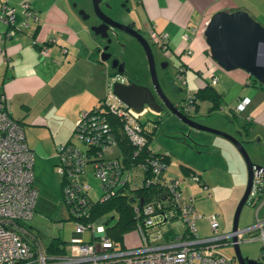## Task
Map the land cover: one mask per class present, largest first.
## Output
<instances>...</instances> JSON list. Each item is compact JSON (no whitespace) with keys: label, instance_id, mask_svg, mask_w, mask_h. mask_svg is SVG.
<instances>
[{"label":"built area","instance_id":"2783aa9c","mask_svg":"<svg viewBox=\"0 0 264 264\" xmlns=\"http://www.w3.org/2000/svg\"><path fill=\"white\" fill-rule=\"evenodd\" d=\"M21 16L22 27H27L28 21L38 20L37 13L25 3L21 5ZM14 21L13 8L7 0H1L0 23L6 27L5 39L19 33ZM145 31L148 40L168 56L166 35L150 27ZM183 39L186 40V36ZM48 43L55 41L50 39ZM39 53L47 55L45 48ZM181 72V68L177 69L175 78L184 85ZM215 82V78L210 79L211 84ZM246 104L245 99L240 100L235 112H241ZM103 106L104 110L81 112L75 120L70 141L55 148L54 170L63 181L62 202L74 222V237L66 246L65 255H48L36 240L30 245L23 238L24 223L32 219L37 198L33 187V156L27 150L21 127L9 117L5 99L0 96V264H231L219 253V247L239 245L245 234L248 235L245 241L264 246V215L257 218V213L264 209V170L253 171L246 200L247 205L256 206L254 225L218 235L216 215H211L207 218L211 235L200 238L194 223L201 215L194 211L192 197L181 196V181L164 177L166 163L162 157L153 156L150 149L143 163L126 167L119 160L116 123L112 125L109 116L119 121V133L133 147V156L140 155L146 145V135L154 125L150 124L149 128L141 125L139 115L111 94L107 95ZM193 110V97L189 94L181 111L188 115ZM112 155L115 157L110 158ZM86 165L91 166L99 182L101 195L96 201L88 196L89 185L77 180L78 175L84 174ZM188 182L207 191L195 175H190ZM144 187H156L161 192L157 200L141 206L133 204V245L106 238L102 217L93 222L87 220L92 203L105 202L123 190ZM172 222L180 223L181 231L173 232ZM84 232L90 234L91 243L82 240Z\"/></svg>","mask_w":264,"mask_h":264},{"label":"crops","instance_id":"0c3cea01","mask_svg":"<svg viewBox=\"0 0 264 264\" xmlns=\"http://www.w3.org/2000/svg\"><path fill=\"white\" fill-rule=\"evenodd\" d=\"M37 1L7 0L14 10V26L19 33L5 39L6 27L0 23V96L6 101L9 117L23 127L25 142L34 161L37 158L42 164L53 167L56 163L53 150L69 141L73 124L81 112L106 100L112 74L107 63L99 61L97 50L102 48V42L93 33L88 34V27L75 19L65 0ZM23 3L38 15L37 22L28 21L27 27L20 25ZM125 3L133 5L135 12L139 10L141 20L137 22L134 17L133 20L140 30L150 27L166 35L168 51L179 62L177 69H182L185 87L186 72L190 70L194 74L189 76L190 94L205 85L214 89L211 78L216 79L215 83L222 81L214 90L227 107L229 121L233 123L241 115L237 130L246 138L242 142L250 148L264 144V88L241 70H223L228 74L224 77L228 78L227 86L223 85V77L219 80L208 73L210 69L221 68L209 57L202 37L206 23L219 11L246 10L264 27V0H127ZM130 11L133 10L130 8ZM50 39L55 43L48 44ZM41 48L46 49V56L39 53ZM260 62L264 63V55ZM243 99L247 101L246 106L241 112H235L236 105ZM67 102L71 103L69 107H66ZM171 103L179 106V103ZM199 103L202 102L197 103L195 114ZM206 103V115H209L210 104ZM146 112L158 115L144 108V115ZM156 129L155 126L150 128L149 133L153 135ZM165 157L167 166L169 157ZM259 167L264 168V163ZM189 171L201 180L200 175ZM84 173L87 177L86 168ZM60 185L61 192L62 183ZM130 237L135 241L134 235ZM64 251L67 253L66 249Z\"/></svg>","mask_w":264,"mask_h":264},{"label":"rangeland","instance_id":"374dc122","mask_svg":"<svg viewBox=\"0 0 264 264\" xmlns=\"http://www.w3.org/2000/svg\"><path fill=\"white\" fill-rule=\"evenodd\" d=\"M43 1L46 2V0ZM51 1L48 0V3ZM65 1L67 8L74 13L75 19L79 22L81 21L83 26L88 27L86 31L88 34H91L89 31V28L92 27L91 22H97L93 13L91 0ZM126 1L101 0L99 8L107 17H123L126 16L123 11V4ZM40 2V0L37 1V3ZM126 7L129 10L130 8L133 10L132 12H128L127 17H134L137 19V22L141 20L138 9L135 12V7L131 4L129 6L126 4ZM76 10L88 18L82 19ZM142 33L149 42L146 32L142 30ZM97 39L102 42V47L106 45L105 40L99 37ZM126 44L127 46H125ZM149 44L156 62L157 79L163 94L170 102L179 103V106L182 107L185 104L187 95L191 92L190 87L192 86V82L189 76H193L194 74L190 70L187 71L185 75L187 76L185 78L187 86L181 85L175 78V70L179 66V62L171 57L170 51L168 56H165L156 45ZM108 52L111 53V59L120 60L124 64L122 76H119L118 79L117 77H110L108 84L109 94H111V85L116 80L122 83L129 82L144 87L150 85L145 57L135 41L132 44L127 43L126 37L119 35L117 41L113 39L112 44L109 45ZM161 63L167 64L164 69L160 68ZM208 73H211L219 80L223 77V85L227 86L228 78L224 77H228V74L222 69H210ZM208 75L205 78L206 81ZM221 82L212 84L215 90L219 88ZM70 104L67 102L66 107H69ZM207 107L208 104L206 102L199 103L197 113L189 112L188 116L192 121L203 127L230 135L238 141L245 142L246 138L239 134L237 130L241 125V120L239 119L241 115H238L235 122L232 123L229 121L227 118L231 116L227 112V107L223 100L220 102L219 109L211 112L209 115H206ZM68 109H66V112ZM180 113L183 114L182 111ZM141 120L157 127L151 137L149 148L157 154L164 153L169 157V163L166 166L164 177L167 180L176 178L181 181V196L193 197L194 211L198 215H201V218L194 223L197 235L200 238L211 235L207 220L211 215L217 216V234H229L231 232L233 214L243 194L246 182L245 165L236 149L219 136L189 128L171 115L166 109H163L158 115H152L146 112ZM248 138L253 139L251 136H248ZM260 144L259 147L253 145L252 148L246 145V143L242 144L252 164L257 166H260L262 162L264 163V144ZM54 152L53 150V155ZM114 157L115 155L110 156V158ZM179 166L187 167L200 175L201 180H199L201 183H205L207 191L203 192L197 184H189L188 176H183ZM91 171V166L86 165L87 177L84 173L78 175L77 180L89 185L88 196L92 201H96L101 195V190L98 180ZM33 184V187L37 190V198L32 219L24 223L26 230L24 239L29 244L36 240L44 250L47 249L50 241L55 238L68 245L70 239L74 237V222L69 218L62 202L60 192L61 178L55 173L54 166L42 164L35 158L33 165ZM255 213L256 206L251 207L245 204L239 215L237 229L242 230L252 227L256 221ZM263 215L264 209L257 213V218L261 219ZM102 218L104 222L112 226L117 215L115 212L110 211L104 214ZM171 227L173 232L181 231L182 229V225L178 222H172ZM90 237L88 232H84L82 240L88 242ZM247 237V234L243 235L244 240L238 245L241 255L249 258L251 261H260V244L258 242L245 241ZM123 242L126 244H134L133 238L126 235L123 236ZM218 251L224 258L232 259V246H221L218 248ZM231 264L235 263L232 261Z\"/></svg>","mask_w":264,"mask_h":264},{"label":"water","instance_id":"95a60500","mask_svg":"<svg viewBox=\"0 0 264 264\" xmlns=\"http://www.w3.org/2000/svg\"><path fill=\"white\" fill-rule=\"evenodd\" d=\"M100 1L91 0V4L94 16L101 22V25L97 27L92 26L89 30L100 39H106V29L111 27L110 24L113 23L101 13L98 6ZM78 15L82 19L87 18L81 12H78ZM116 25L118 27H124L119 24ZM131 35L144 53L151 88L131 83L125 85L115 81L111 85V95L135 114L141 113L144 108L157 114L163 109H166L171 115L189 128L219 136L236 149L246 169L245 188L232 218L231 233L236 231L240 212L246 203L250 190L253 171L259 170L260 167L252 164L243 145L237 139L230 135L203 127L177 110L160 88L149 45L136 31L132 30ZM202 37L209 57L218 67L227 72L241 70L264 88V63L260 62V57L264 55V27L248 11L240 9L214 13L205 25ZM108 43L109 40H106V44ZM106 49L107 47H102L97 50L100 62L108 63L110 55L105 53ZM165 67V63L160 64L161 69ZM109 69H115V73L118 76L123 73L122 64L117 65V60L110 61ZM232 241L235 242V238H232ZM232 249L237 263L243 264L238 245L233 244ZM246 263L260 264L251 260H247Z\"/></svg>","mask_w":264,"mask_h":264},{"label":"trees","instance_id":"16d2710c","mask_svg":"<svg viewBox=\"0 0 264 264\" xmlns=\"http://www.w3.org/2000/svg\"><path fill=\"white\" fill-rule=\"evenodd\" d=\"M192 97H193L194 111L197 108L198 102H208L210 104L208 110L210 113L219 109L220 96L209 85H205L202 88H199L197 91H195L192 94ZM103 102L104 101L99 103L97 107H95L94 109L104 110ZM102 112L103 114H106L105 111ZM110 117L111 116H109V121L111 122V124L113 125L114 123H116L115 124L116 126L114 127L116 129V134L118 136L117 153L119 155V160H121V162H123V164L126 167H130L131 165H136L138 163H143L144 158H146L148 155L147 149H149L148 146L151 141L152 134L148 133L146 135V145L144 146L140 155L133 156V147L130 146L129 143H127V141H125V139H123V137H121V134L119 133V126L117 125V122L119 121L116 118L114 119L111 117L112 118L111 119ZM247 131L248 129L244 130L245 133H247ZM153 156L162 157L164 162L167 164V159L165 155L155 154L153 152ZM180 170L185 176L194 175L191 174L190 173L191 171H189V169H187L186 167H180ZM62 182L63 181H61V183ZM160 192L161 191L156 187H144L137 189L135 191L134 190L120 191L119 194L114 195L105 202L92 203L91 205L92 207L89 212V216L87 220L93 222L97 218L103 217L104 214H107L110 211L115 212L117 218L114 224L112 226L111 225L109 226L106 222L104 224V236L109 240L111 239L114 242L122 243L123 236L125 235L133 236L134 234L135 219L132 211L133 204L141 206L152 202L151 201L152 199L157 200L159 199L158 193ZM136 199L139 201H137ZM89 242L91 243L92 241L89 240ZM66 246H67L66 244L61 242L59 239L55 238L50 241L49 245L47 246V249H45V252L48 255H64L65 254L64 249ZM260 255H261L260 259L261 260L264 259V246L260 247Z\"/></svg>","mask_w":264,"mask_h":264},{"label":"flooded vegetation","instance_id":"af4514ba","mask_svg":"<svg viewBox=\"0 0 264 264\" xmlns=\"http://www.w3.org/2000/svg\"><path fill=\"white\" fill-rule=\"evenodd\" d=\"M125 3V2H124ZM100 4V3H99ZM126 4V3H125ZM99 6V5H98ZM125 5L123 4V11L125 12V15L126 16H118V17H116V18H113V17H110V16H106L108 19H110L111 21H112V23L113 24H110L111 25V27H109V28H107L106 29V34H107V37H106V39H102V40H109V43L108 44H106L104 47H107V49H106V54H109L110 55V57H109V60H108V63H107V65H109V63H110V61H112V60H117V59H111V53L110 52H108V48H109V45L110 44H112V42H113V39L114 40H116L117 41V39H118V37H119V35H124L125 37H126V41H127V43H130V44H132L133 43V41H135V39L133 38V36L131 35L132 34V30H134V31H136L139 35H141L142 36V38L147 42V44L149 45V48H150V44L149 43H151L150 41L148 42L147 40H146V38L144 37V34L142 33V30H140L138 27H137V25H136V21L135 20H133V18H131L130 16L129 17H127V14H128V12H130V10L129 9H127V8H125L124 7ZM100 9V8H99ZM101 11V10H100ZM76 12H78L77 10H76ZM102 13V12H101ZM103 14V13H102ZM88 18V17H87ZM86 18V19H87ZM96 20H97V22H91L92 23V26L93 27H97V26H100L101 25V22L96 18ZM119 24V25H122V26H124V27H121V26H117L116 24ZM125 26H127V27H125ZM115 27H118V28H115ZM119 29V30H118ZM121 30V31H120ZM146 32V31H145ZM136 42V41H135ZM152 44V43H151ZM125 46H127V44L125 45ZM140 47V46H139ZM141 51H142V49H141ZM150 51H151V48H150ZM143 52V51H142ZM151 53H152V51H151ZM143 55H144V53H143ZM145 57V56H144ZM152 57H153V54H152ZM153 60H154V57H153ZM145 61H146V59H145ZM119 64H122V67H123V72H124V64L120 61V60H117V65H119ZM161 64H163V63H161ZM166 64V63H165ZM154 65H155V72H156V62H155V60H154ZM167 65V64H166ZM109 67V66H108ZM164 69V68H163ZM110 70V73L112 74V76L113 77H117V79H118V75L115 73L116 71H115V69H109ZM122 75H123V73H122ZM122 75H120V76H122ZM156 76H157V74H156ZM117 81V80H116ZM117 82H119V81H117ZM119 83H122V82H119ZM122 84H125V85H127V84H130L129 82H127V83H122ZM145 87H149V88H151V86L150 85H146ZM241 254V253H240ZM241 257H242V259H243V264H247L246 262H247V260H249V258H247V257H244L243 255H241ZM233 261V263H235V264H238L237 263V261H236V259H235V257L234 256H232V259H231V262ZM261 261H263V262H261ZM257 263H260V264H264V259H260V261H256ZM251 264V263H250Z\"/></svg>","mask_w":264,"mask_h":264},{"label":"bare ground","instance_id":"6f19581e","mask_svg":"<svg viewBox=\"0 0 264 264\" xmlns=\"http://www.w3.org/2000/svg\"><path fill=\"white\" fill-rule=\"evenodd\" d=\"M48 44H50V43H48ZM111 93V92H110ZM192 95V94H191ZM122 104V103H121ZM177 108V110L180 112L181 110V107L180 106H177L176 107ZM129 109V108H128ZM195 111L193 110V113H194ZM136 115H139V122H140V124L141 125H143V126H146L147 128H149V126H150V123H148V122H146V121H142L141 120V118L143 117V115H144V109H143V111L141 112V113H139V114H136ZM184 115V114H183ZM184 116H187V117H189L188 115H184ZM190 118V117H189ZM13 120V119H12ZM16 122V121H15ZM16 123H18V122H16ZM18 125L21 127V129H22V131H23V127L21 126V124L20 123H18ZM155 126V125H154ZM23 136H24V131H23ZM24 142H25V136H24ZM241 143V142H240ZM25 144H26V142H25ZM242 144V143H241ZM26 147H27V145H26ZM27 150L32 154V156H33V153L28 149V147H27ZM33 165H34V156H33ZM33 167V166H32ZM260 170H264V168H261L260 167ZM246 204V203H245ZM238 230V229H237ZM231 233V232H230ZM22 237V236H21ZM238 245V244H237ZM230 246H232V245H230ZM66 254V253H65ZM64 254V255H65ZM230 260V259H229ZM230 262H231V260H230Z\"/></svg>","mask_w":264,"mask_h":264}]
</instances>
